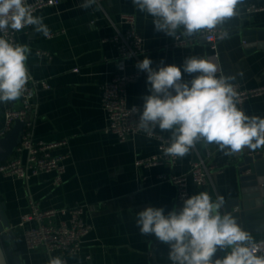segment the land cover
Wrapping results in <instances>:
<instances>
[{"label":"crops","instance_id":"obj_1","mask_svg":"<svg viewBox=\"0 0 264 264\" xmlns=\"http://www.w3.org/2000/svg\"><path fill=\"white\" fill-rule=\"evenodd\" d=\"M84 2L59 0L56 6L39 10L35 16L43 17L48 36L32 26L15 37L16 45H27L31 50L29 74L49 86L37 95L35 139L50 145L52 155L63 159L66 173L60 187L52 185V175L37 176L28 183L0 176L7 231L19 240L21 264H49L58 255L26 247L24 234L34 223H22V217L30 212L32 203L41 211L80 204L86 207L83 219L92 231L81 251L66 258L67 264H152L153 254L158 264H169V257L162 258L163 254L168 256L169 247L157 245L160 241L152 234H141L136 224L137 213L146 207H162L165 214L182 207L176 202L175 186L160 182L158 177L187 176L189 195L198 194L189 173L192 162L203 161L211 168L205 192L213 201L222 197L226 203L238 197L240 159L264 147L226 155L227 150L221 151L218 145L198 140L174 165L137 167V160L160 155L159 138L171 142V132L157 126L154 136L136 135L125 142L105 132L108 122L101 106L102 86L117 69V52L110 39L123 29L122 15L136 18L135 27L146 52L138 60L126 62V74H143L127 87L128 107H143V97L150 94L147 73L135 67L137 62L148 57L153 68L163 60L165 65L182 69L184 59L194 56L215 64L217 77H232L229 82L233 86L260 91L237 107L248 116L264 118V12H247L250 7H262L264 0H240L236 14L219 25L228 37L218 41L215 50L198 37L200 32L185 36L183 27L180 31L189 45L174 47L176 34L157 32L154 18L139 11L132 0H96L88 8L81 7ZM182 78L191 77L182 74ZM9 107L17 109L19 100L10 101ZM5 108V103H0V130Z\"/></svg>","mask_w":264,"mask_h":264},{"label":"clouds","instance_id":"obj_2","mask_svg":"<svg viewBox=\"0 0 264 264\" xmlns=\"http://www.w3.org/2000/svg\"><path fill=\"white\" fill-rule=\"evenodd\" d=\"M141 12L154 18L157 32L175 35L183 27L185 36L212 30L236 14L240 0H132ZM96 0H85L88 8ZM34 26L35 31L49 35L43 17L34 16L27 0H0V32L9 28L21 31ZM223 32L220 39H226ZM27 45H14L0 37V103L17 101L30 79ZM145 57L136 63L147 73L150 94L143 97L138 126L149 134L155 127L171 132L165 155L183 157L194 143L203 140L216 144L226 155L247 148L264 147V118L248 116L237 107V92L229 82L232 77H217V66L198 57H186L182 69L175 64L158 68ZM182 74L191 79L184 80ZM222 197L213 201L207 192L192 195L182 207L165 214L162 207H146L137 213L136 224L143 235H154L169 247L172 264H264L257 255L260 246L230 213L221 212ZM225 250L222 258L213 257ZM49 264H64L59 257Z\"/></svg>","mask_w":264,"mask_h":264},{"label":"built area","instance_id":"obj_3","mask_svg":"<svg viewBox=\"0 0 264 264\" xmlns=\"http://www.w3.org/2000/svg\"><path fill=\"white\" fill-rule=\"evenodd\" d=\"M58 2L59 0H27L34 16L39 10L54 7ZM247 12H264V5L250 7ZM135 24L136 18L133 15L125 14L120 17V25L123 29L110 39L117 52V69L111 80L102 86L101 106L108 122L105 132L117 136L120 142H125L129 137L136 135L154 136L156 129L155 127L150 134L141 129L138 122L143 107L127 106V87L139 80L143 74H126V62L138 60L146 52L143 37L137 32ZM31 27L27 26L21 31H28ZM19 32L9 28L6 32H0V35L16 45L15 37ZM222 33L223 31L217 25L212 30H202L198 37L215 50ZM175 34L174 47L184 48L189 45L180 28ZM189 79L191 78L185 80ZM233 87L237 92L236 99L239 105L246 98L260 93V91H243L236 86ZM48 89L49 86L45 81H36L30 75L25 91L19 99V107L12 109L9 107V102L5 103L4 125L0 130V140L11 131L16 121L25 123V128L20 145L5 163L0 164V176L14 177L28 183L34 177L52 175L54 187H60L63 184L66 173L63 159L53 156L51 146L36 140L34 136L33 117L37 109V95L39 91ZM159 140L160 155L137 160L135 163L137 167L174 165L177 162L178 156L165 155L163 151L170 142L167 139L159 138ZM210 169L203 161L191 163L189 177L200 192H205ZM158 180L175 186L178 204L183 205V201L190 197L187 176L160 175ZM85 209L84 205L77 204L71 209L41 211L32 203L30 212L21 219L22 223H34L33 228L24 234L26 247L29 250L42 249L51 256L57 254L64 264H67L66 258L77 255L81 251L84 239L92 231V227L83 219ZM56 219H60L58 223L54 222ZM255 244L260 246L256 254L264 255V241Z\"/></svg>","mask_w":264,"mask_h":264},{"label":"water","instance_id":"obj_4","mask_svg":"<svg viewBox=\"0 0 264 264\" xmlns=\"http://www.w3.org/2000/svg\"><path fill=\"white\" fill-rule=\"evenodd\" d=\"M24 128L25 123L16 121L11 131L0 140V164L5 163L20 145ZM238 175V197L224 203L221 212L234 216L240 226L251 235L254 243L264 241V148L240 159ZM5 211V205L0 202V264H21L19 240L14 232L7 231L9 223ZM161 244L168 247L162 242L157 243ZM225 254V250L218 249L213 260L222 258ZM162 258L167 259L168 256L163 254ZM152 264H158L154 254Z\"/></svg>","mask_w":264,"mask_h":264}]
</instances>
